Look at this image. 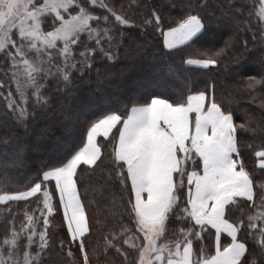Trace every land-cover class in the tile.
Masks as SVG:
<instances>
[{
  "label": "snow or ice",
  "instance_id": "obj_1",
  "mask_svg": "<svg viewBox=\"0 0 264 264\" xmlns=\"http://www.w3.org/2000/svg\"><path fill=\"white\" fill-rule=\"evenodd\" d=\"M169 4L141 5L148 12L137 25L113 0H0V204L7 221L0 264H47L56 242L50 226L61 212L66 238L58 247H67V264H93L91 257L101 264V256L111 264L112 251L121 264H264V179L246 167L238 141L240 133H260L255 165L264 174V75L241 82L253 101L259 94L262 115L254 121L237 116L214 84L200 89L180 71L255 49L264 72V0H220L215 10L209 0ZM213 26L228 39L199 52ZM130 28L159 43L158 62L167 58L172 69L164 90L81 120L67 107L76 82L93 71L98 82L107 78ZM186 49L206 58L180 56L177 66L174 57ZM54 118L59 135L49 159L24 178L23 190L9 191V168L23 164L32 136H49L47 124L36 129ZM109 146L105 183L86 203L84 176L104 164ZM22 201L29 207L13 212Z\"/></svg>",
  "mask_w": 264,
  "mask_h": 264
},
{
  "label": "trees",
  "instance_id": "obj_2",
  "mask_svg": "<svg viewBox=\"0 0 264 264\" xmlns=\"http://www.w3.org/2000/svg\"><path fill=\"white\" fill-rule=\"evenodd\" d=\"M113 2L118 10H122L137 25L141 22L142 16L148 12V7H142L141 5L155 6L157 4H164L166 8L170 6L169 0H113ZM219 2L220 0H209L210 10L218 9ZM178 10L173 9L170 14L175 15ZM126 33L130 38L120 50L119 62H109L113 67H111L110 75L107 78L101 77L98 82L95 71H93L82 82H76V96L75 98L68 99L67 107L78 114L81 120L107 106L123 108L130 98H150V95L164 90L163 85L171 75L172 69H170L167 58H164L163 62H158L160 61V57L158 56L159 43L151 33L142 35L139 28L126 29ZM227 39L228 35L223 29L213 26L210 32L195 47L199 49V52L210 48H221ZM249 47L252 48L251 45ZM199 52L195 49H186L184 53L174 57L176 65H181L180 56H183L185 60L189 58H206L202 57ZM237 57L239 58V65L236 63ZM180 71L188 76L200 89H203L205 84H207L209 90H211V86L214 84L218 98L222 99L226 105L236 112L237 116L246 119L247 114H251L254 121L261 118L262 109L260 108L259 94H257L256 101H253L247 95L244 85L241 83L242 81H246L250 76L259 79L261 75H264L259 64V52L257 50L254 49L252 52L246 53L242 49H238L237 51H233L228 58L222 60L219 65L210 66V68L205 69L185 64L180 68ZM90 107L93 109L82 110L81 112L77 110V108ZM241 122L243 121H237V123ZM46 124L51 129L49 136L40 139L32 136V146L26 152L23 164L19 167L9 168L11 177V182L8 184L9 191L23 190L26 183L24 178L34 177L36 171L49 159L51 149L54 146L53 141L55 136L59 135V119L54 118L40 123L36 131L44 128ZM17 134L22 135V130H19ZM238 141L246 167L250 171L254 170L257 178L264 179V174H261L255 165V151L261 150L262 144L260 133H256L255 138H253L252 133H240ZM248 145H253V147L249 148ZM108 151H110V146L108 149H102L104 164L97 168L94 173L84 176V184L88 186L89 193L86 197H83L84 188L80 190L86 203L93 199V190L99 189V186L105 183L108 171L106 167L108 164ZM3 163V161H0V166ZM3 187V179L0 176V188ZM96 198L99 199V196H96ZM28 207L29 205L23 201L11 205L12 211L21 215ZM5 211L4 205H0V239L3 238V233L7 226L4 215ZM96 211L95 205L88 208L93 221L96 218ZM61 222L62 212L55 217L50 226V231L56 242L49 253L47 264H67L65 259L67 247H65L64 252H61L58 247L59 241L66 238V226L61 227ZM97 227L99 226L94 223V232ZM93 246L102 247V244L94 240ZM130 255L134 254L130 253ZM91 259L93 264H96V258L91 257ZM100 260L101 264H105L103 256L100 257ZM107 260L111 264H121L122 257L112 251L108 253Z\"/></svg>",
  "mask_w": 264,
  "mask_h": 264
},
{
  "label": "rangeland",
  "instance_id": "obj_3",
  "mask_svg": "<svg viewBox=\"0 0 264 264\" xmlns=\"http://www.w3.org/2000/svg\"><path fill=\"white\" fill-rule=\"evenodd\" d=\"M93 108L92 107H90V108H77V110H79V112H81L82 110L83 111H85V110H92ZM0 205H2V204H0Z\"/></svg>",
  "mask_w": 264,
  "mask_h": 264
},
{
  "label": "crops",
  "instance_id": "obj_4",
  "mask_svg": "<svg viewBox=\"0 0 264 264\" xmlns=\"http://www.w3.org/2000/svg\"><path fill=\"white\" fill-rule=\"evenodd\" d=\"M191 67H199V66H191ZM199 68H201V67H199Z\"/></svg>",
  "mask_w": 264,
  "mask_h": 264
}]
</instances>
